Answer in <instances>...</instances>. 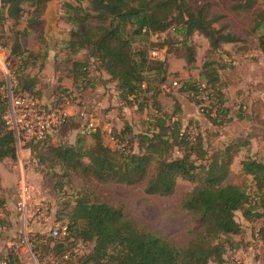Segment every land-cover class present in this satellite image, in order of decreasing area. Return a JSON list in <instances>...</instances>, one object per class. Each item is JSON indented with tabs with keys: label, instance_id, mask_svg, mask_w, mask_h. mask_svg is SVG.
<instances>
[{
	"label": "trees",
	"instance_id": "trees-1",
	"mask_svg": "<svg viewBox=\"0 0 264 264\" xmlns=\"http://www.w3.org/2000/svg\"><path fill=\"white\" fill-rule=\"evenodd\" d=\"M28 1L1 0L0 27L4 31L7 26L14 33L10 58L27 52L21 37L28 31L17 26L25 12L24 3ZM44 1L49 0H36L35 3L42 5ZM83 3L87 6L84 7ZM230 7L237 13L252 14L249 34L257 35L256 48L264 55V9L257 6L256 0H230ZM63 8L65 19L78 24L77 28L70 30L66 45L68 51L76 54L88 49L90 57L100 63L124 99L137 96L140 90H150L147 72L167 73L168 54L164 61H157L148 58L149 50L133 51L132 31L150 36L173 28L181 37L186 61L191 65L196 62L197 46L192 39L195 34L207 40L210 53L223 50L226 44L243 41L223 22L224 15L215 12L210 2L197 7L191 0H74V3L65 1ZM88 20L95 21L96 25H85L82 29L81 23ZM38 22V19L31 20L28 26ZM0 45L6 48L2 43ZM158 48L162 49V46ZM29 54L33 53L29 51ZM88 65V60L79 58L72 62L69 77L73 86L83 73L91 80L93 72L89 73ZM219 69V63L208 57L202 65L200 78L185 84L188 90L193 91L198 81H205L215 95V107L223 106L222 91L216 87L221 80ZM15 78V95L28 91L39 99L43 98L37 95L39 90H35V78L28 75ZM5 81L4 78L0 83ZM63 92L58 100L51 101L53 106L71 96L70 92ZM196 102L199 103L198 100ZM6 108V102L0 95V163L11 159L19 165L16 137L4 119ZM157 116L155 129L151 132H134L132 125L125 122L112 135L116 140L115 147L105 142L101 128L90 135L92 143L79 133V128L75 142H63L61 139L53 142L54 136H59L69 120L46 139H33L23 147V152H29V156L40 163H48V174L55 180L57 191L64 190L66 186L75 190L73 201L70 200L65 208L68 232L63 236H52L60 238L53 243L45 241L52 237L37 234V240L42 242L37 245L41 262L48 254H53L55 260L63 257L71 264L75 247L81 241L91 243L92 250L80 258L79 264H230L227 255L241 249V241L235 236L244 230L236 219L237 211H241L249 222L262 220L258 233L264 241V162L251 156L242 161L243 172L252 177L256 199L248 190V184L228 181L234 158L248 143L234 139L223 148L209 149L202 134L195 135L184 127L179 116L177 119L176 115ZM224 116L225 112H219L212 120L214 123L222 122L221 117ZM50 139L52 143H49ZM126 143L132 144V148L129 149ZM56 167L60 171H56ZM76 176L83 181L82 186L76 185ZM181 179L192 184L183 194L181 206L196 223L194 237L183 246H177L153 232L143 222L128 215L123 204L108 202L94 188V184H144L147 194L173 196ZM1 181L0 172V189ZM0 264L24 263L18 250L5 247L0 251Z\"/></svg>",
	"mask_w": 264,
	"mask_h": 264
},
{
	"label": "rangeland",
	"instance_id": "rangeland-1",
	"mask_svg": "<svg viewBox=\"0 0 264 264\" xmlns=\"http://www.w3.org/2000/svg\"><path fill=\"white\" fill-rule=\"evenodd\" d=\"M36 0H30L24 3L25 12L20 20L18 29H26L28 34L21 37L22 45L27 52L22 56L14 58L8 57V69L17 77L30 76L35 78V90L41 98L48 101H56L66 91L71 96L61 103L90 104L93 106L94 114L97 108V102H94L99 95L106 99L105 107L103 104L97 110H114L113 115H105L104 122L111 123V132H106L108 143L116 141L109 135H113L124 126V123L132 125L134 132H151L155 129L158 116L153 114L154 107H157L160 116L176 115L181 118L184 127H188L193 134H202L209 149L223 148L234 139H240L241 142H247L234 158L232 172L228 181L234 184H248V190L255 198V187L252 183V177L245 174L242 169V161L251 156L264 162V55L256 48L257 35H250L249 29L253 18L250 13H237L230 7V0H191L195 6H200L210 2L215 12L224 15L223 22L229 29L239 34L243 41L240 43H230L224 46V49L210 53L207 40L199 34L193 36L196 43V62L188 64L186 61V50L181 44L179 37L169 28L163 33L150 36L130 34L131 46L133 51L144 50L147 52L152 47H161L167 49V73L164 75L156 70L147 72V77L151 88L148 91L140 90L137 96L124 99L119 92L114 91L115 82L101 68L100 63L95 62L90 57L88 49L81 50L76 54L68 51L66 45L70 38V30L77 28L76 22H68L65 19L63 3L74 0H57V10L59 18L55 27L48 30V3L44 1L42 5L35 3ZM257 6L264 9V0H256ZM86 7L87 3H83ZM38 19L39 22L33 26H28V22ZM85 25H96L95 21L88 20L81 23L82 29ZM262 33V30L260 31ZM13 31L5 26L4 31L0 27V43L8 48V55ZM31 51L33 54H29ZM208 57L219 63L220 83L216 84L217 89L222 91L221 97L223 106H213L208 110H202L200 104L189 93L184 86L200 78L202 65ZM88 60L89 73L93 72L91 80L89 76L83 73L79 75L76 85L71 86L69 77L72 62L75 59ZM89 75V74H88ZM177 80L183 88L178 89L173 86V81ZM0 81H4V75L0 69ZM161 81L165 84H161ZM6 84L0 83V86ZM69 84V86H66ZM72 89V90H71ZM116 95V98H115ZM87 96V97H86ZM118 96V98H117ZM73 98V99H71ZM88 98V100L86 99ZM124 101L125 106H120L116 101ZM116 103V104H115ZM180 108V111L178 110ZM219 109V111H218ZM103 112V111H102ZM225 112L221 117L222 122L214 123L212 117L217 113ZM210 113V115H208ZM69 123L59 133V138L63 142H75L81 121L74 115L69 116ZM173 121V120H171ZM119 123V124H118ZM67 127V129H65ZM88 143H92L90 135H84ZM128 140L131 138L127 137ZM127 141V140H126ZM52 143V139L49 140ZM127 144V143H126ZM132 148V144H127ZM137 151V147L134 146ZM23 151V150H22ZM24 155V153L19 152ZM20 163V162H19ZM23 163L26 168V174L30 182L36 188L37 196L45 197L50 211L53 213L56 222L68 223L65 216L67 210L66 204L75 197V190L66 186L64 190L55 189V180L51 178L48 163H40L38 159L27 155L23 157ZM2 172H11L16 182L18 163L16 160L7 159L0 163ZM56 171H60L58 167ZM77 186H82L83 181L76 176ZM192 184L188 180H179L177 192L173 196L150 195L145 192L144 184L136 186H124L118 184L99 185L94 184L95 190L108 202L113 204H123L125 212L137 218L147 225L153 232L161 234L177 246L185 245L195 235L196 223L191 215L181 206V200L185 191L189 190ZM15 189V187H14ZM14 193L5 197L0 191V250L5 247L15 248L21 255L24 264H68L60 257L55 260L53 254H48L45 260L41 262L40 249L37 240V234L42 233L39 225H35L34 230L24 229L19 215L15 210ZM256 199V198H255ZM70 202V203H71ZM69 210V209H68ZM236 219L243 225L241 235H236V239L241 241L242 253L228 254L227 259L231 262L235 256L240 257L242 264H264V246L261 241L258 229L262 224L261 219L249 222L242 215L241 211L236 212ZM258 233V238L256 234ZM60 238L47 239L45 241H57ZM45 243V242H44ZM1 250V251H2ZM92 244L81 242L77 243L73 252V261L71 264H79L80 258L90 253ZM215 264V263H212Z\"/></svg>",
	"mask_w": 264,
	"mask_h": 264
},
{
	"label": "built area",
	"instance_id": "built-area-1",
	"mask_svg": "<svg viewBox=\"0 0 264 264\" xmlns=\"http://www.w3.org/2000/svg\"><path fill=\"white\" fill-rule=\"evenodd\" d=\"M7 52L6 48L0 45V69L6 80V84L0 86V95L5 100L7 106L4 119L10 129L14 131L17 149L21 152L29 141L33 139L44 140L59 130L67 123L70 113L67 108L68 103L53 106L51 101L45 98L39 99L28 91L15 95L14 90L17 86V80L6 64L8 59ZM148 58L164 61L166 59V50L158 47L150 48ZM172 83L175 88H183L177 80ZM163 85L165 86L164 83ZM195 86L196 90L188 91L199 101L201 109L208 110L212 108L216 104V98L212 89H210L205 81H198ZM144 87L146 88V84H143ZM184 88L187 89L186 86ZM153 114H158L157 107H154ZM82 119L79 133L82 135H92L99 125L94 110L88 104L82 105ZM18 169L15 210L23 223L24 229L32 231L35 225H39L42 232L50 236L65 235L68 232V223L56 222L45 197L37 196L36 188L27 177L23 163H19ZM256 237L258 238V233ZM261 242L264 246V241ZM233 252L236 253L239 250H234ZM230 264H242V261L240 257L235 256Z\"/></svg>",
	"mask_w": 264,
	"mask_h": 264
},
{
	"label": "crops",
	"instance_id": "crops-1",
	"mask_svg": "<svg viewBox=\"0 0 264 264\" xmlns=\"http://www.w3.org/2000/svg\"><path fill=\"white\" fill-rule=\"evenodd\" d=\"M67 79L72 80V78L66 77V80ZM66 86H69L70 87L69 84H66ZM71 86H73V80L71 81ZM114 89H115L114 91H116V86H114ZM115 98H116V95H115ZM117 98H118V96H117ZM86 99L88 100V98H86ZM94 102H97L95 104H97V108H99L102 104H103V107H105V103L107 101H106L105 97L101 94V95H99V97H97V99ZM116 102L119 103L120 106H125L124 101H122V99H120V98ZM88 105L91 108L93 107L90 104H88ZM67 108L69 110L70 116H73L74 115V117L77 120L82 119V104H78V103H74V102L70 104L68 102ZM97 108H94V109L96 110L95 116H96L97 121H98V125H99L98 128H101L102 129V131H103V137H104L105 142L107 144H109L110 146L114 147V143H111V144L108 143V141H107L108 140V138H107L108 136L106 134V132H110L112 130L111 129V123L110 122H104L105 115H107V114L109 116L113 115L114 110H107V109H101V110L98 109L97 110ZM105 113H107V114H105ZM109 137H110V139L113 138V136H111V135H109ZM59 141H60L59 136L58 135H55L54 138H53V142L57 143ZM18 152H20V151H18ZM21 153H24V155L21 154V156H20V154L18 153V155H19V162L20 163H23V157L25 156V153H27V155H29V152H27V151L26 152L25 151L24 152L21 151ZM0 172H1V175H2L1 189H0L1 193H3L5 195V197L8 196V194L14 193L13 196L15 198L16 182L14 181V178H13L11 172L10 173L9 172H2L1 170H0ZM14 187H15V189H14ZM241 253H242V250H239V255H241ZM229 256H231V255H229Z\"/></svg>",
	"mask_w": 264,
	"mask_h": 264
},
{
	"label": "water",
	"instance_id": "water-1",
	"mask_svg": "<svg viewBox=\"0 0 264 264\" xmlns=\"http://www.w3.org/2000/svg\"><path fill=\"white\" fill-rule=\"evenodd\" d=\"M57 0H51L48 3L47 19H48V30L51 31L59 18L57 6Z\"/></svg>",
	"mask_w": 264,
	"mask_h": 264
}]
</instances>
